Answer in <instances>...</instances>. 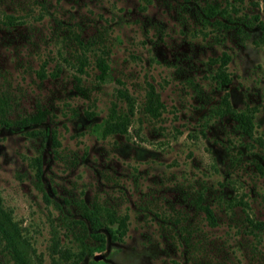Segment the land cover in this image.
<instances>
[{
    "label": "rangeland",
    "instance_id": "374dc122",
    "mask_svg": "<svg viewBox=\"0 0 264 264\" xmlns=\"http://www.w3.org/2000/svg\"><path fill=\"white\" fill-rule=\"evenodd\" d=\"M119 89L127 131L102 135L110 106L127 107ZM224 91L250 134L220 112ZM0 96V206L31 259L264 264L250 221L264 220V0H0ZM37 108L41 121L11 123ZM94 204L127 214L126 231L76 259Z\"/></svg>",
    "mask_w": 264,
    "mask_h": 264
},
{
    "label": "trees",
    "instance_id": "16d2710c",
    "mask_svg": "<svg viewBox=\"0 0 264 264\" xmlns=\"http://www.w3.org/2000/svg\"><path fill=\"white\" fill-rule=\"evenodd\" d=\"M208 9L210 10H208L209 13L214 9V7L210 6ZM225 62L226 60L222 58L221 64L215 71L216 77H218L217 81L221 85H226L230 81V76L224 68ZM95 64L98 68L97 77L102 80L107 73L108 65L101 57H97L95 59ZM78 69H81V63H79ZM118 93V97L125 99L127 107L126 109L119 110L114 103L110 106L105 118L103 119L100 129L102 135L108 133H126L127 131V125L132 114L133 101L126 94L124 89H119ZM147 95L148 100L146 109L152 115H157L161 103L159 101L158 94L153 90L152 86L149 88ZM6 106V100L3 99V97L0 98V121L4 124H7V121H10L9 118L5 116ZM220 112L230 115L239 127H241L246 133H251L250 116L246 112L237 110L231 105L228 99L227 91H224L221 97ZM44 116V110L37 108L34 112L21 116L20 118H16L11 123L23 126L27 123L39 122ZM35 160L37 161L36 174L38 175L40 173V162L38 156L35 157ZM196 203L198 202L196 201ZM200 207L203 209L209 222L213 223L214 217L211 207L207 205H201ZM83 216L86 217L92 226L93 232H91V235L93 236L94 244L82 245L80 251L77 252L76 259H79L82 254L91 255L93 250H102L105 246L106 237H108L110 241L121 240L126 231L127 214L115 215L113 212L107 210V208L100 207L98 205L96 206L94 204V211L90 209L85 210L83 211ZM9 220L10 218L7 211L0 206V241L4 243V246L10 253L12 259L11 264H42L40 259L33 260L30 258L28 251L23 248L18 241L17 237H19V229L15 226V224L10 223ZM250 221L256 227L264 228V220ZM113 224L115 226H112ZM90 263L105 264V262L101 260H94Z\"/></svg>",
    "mask_w": 264,
    "mask_h": 264
}]
</instances>
